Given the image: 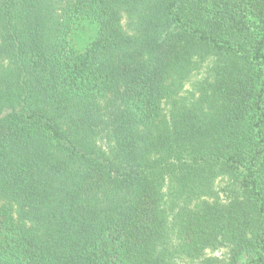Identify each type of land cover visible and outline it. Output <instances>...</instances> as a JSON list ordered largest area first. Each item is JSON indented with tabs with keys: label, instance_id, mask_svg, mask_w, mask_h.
<instances>
[{
	"label": "trees",
	"instance_id": "trees-1",
	"mask_svg": "<svg viewBox=\"0 0 264 264\" xmlns=\"http://www.w3.org/2000/svg\"><path fill=\"white\" fill-rule=\"evenodd\" d=\"M190 263L264 264V0H0V264Z\"/></svg>",
	"mask_w": 264,
	"mask_h": 264
},
{
	"label": "rangeland",
	"instance_id": "rangeland-1",
	"mask_svg": "<svg viewBox=\"0 0 264 264\" xmlns=\"http://www.w3.org/2000/svg\"><path fill=\"white\" fill-rule=\"evenodd\" d=\"M123 21H125V20H123ZM207 66H208V62H206L201 68H200V70H198V71H196V72H194L192 75H191V77L186 81V83H185V87H184V89H185V91H183V95H187L188 94V92H189V90L190 89H192V83L202 74V73H204V68L206 67L207 68ZM220 185H221V183H220ZM218 253H220L221 251H217ZM218 253H216V254H218ZM191 264V263H190Z\"/></svg>",
	"mask_w": 264,
	"mask_h": 264
}]
</instances>
